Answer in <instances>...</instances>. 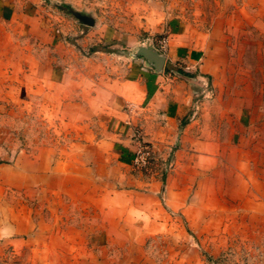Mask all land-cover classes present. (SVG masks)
<instances>
[{
  "label": "rangeland",
  "instance_id": "obj_1",
  "mask_svg": "<svg viewBox=\"0 0 264 264\" xmlns=\"http://www.w3.org/2000/svg\"><path fill=\"white\" fill-rule=\"evenodd\" d=\"M17 2L0 15V264H264V0ZM132 64L150 82L112 132L97 96Z\"/></svg>",
  "mask_w": 264,
  "mask_h": 264
},
{
  "label": "crops",
  "instance_id": "obj_2",
  "mask_svg": "<svg viewBox=\"0 0 264 264\" xmlns=\"http://www.w3.org/2000/svg\"><path fill=\"white\" fill-rule=\"evenodd\" d=\"M14 9H18L17 0H0V15H7ZM189 43L190 42L181 39L178 41L171 40L169 44L167 43V45L169 46V54L167 56L169 57V60L171 62H179L183 60L180 59L182 49L176 47L177 45L184 46L188 45ZM190 49H194V46L190 47ZM187 59V65H196L192 64L190 57H187ZM203 60H205V58H203ZM198 66L199 72H196L194 74L200 80L204 77L203 75L208 72V70L205 68V61L203 62V64H198ZM123 74V76L120 75L111 80V87L115 88L113 93H104L101 94V96H97L98 101L94 111L95 121L100 125L109 127L112 132H117L119 128H124L129 119V109L132 105V101L142 94L140 92L143 88V85L146 82L148 83V81L150 82V78L146 75V73L138 69L135 64L129 65V70L123 72ZM157 80L163 83L162 78H159ZM182 114H184L183 105L179 106L178 108L176 107L174 116H181Z\"/></svg>",
  "mask_w": 264,
  "mask_h": 264
},
{
  "label": "water",
  "instance_id": "obj_3",
  "mask_svg": "<svg viewBox=\"0 0 264 264\" xmlns=\"http://www.w3.org/2000/svg\"><path fill=\"white\" fill-rule=\"evenodd\" d=\"M141 52H142V54L148 56L149 58L155 60V61L158 62V63L162 60V57L159 56V55H157V54L154 53V52H149L148 50H145V51L143 50V51H141Z\"/></svg>",
  "mask_w": 264,
  "mask_h": 264
}]
</instances>
